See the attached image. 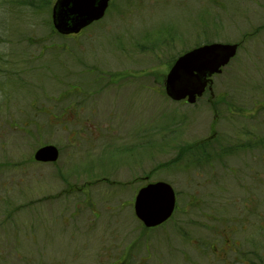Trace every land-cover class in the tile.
<instances>
[{"label":"rangeland","instance_id":"374dc122","mask_svg":"<svg viewBox=\"0 0 264 264\" xmlns=\"http://www.w3.org/2000/svg\"><path fill=\"white\" fill-rule=\"evenodd\" d=\"M54 2L41 14L25 13L19 22L22 12L7 15L0 0V19L7 21L0 25V264H121L123 259L124 264H260L261 258L264 264V175L262 189L252 190L248 205L233 181L230 189L219 190L226 186L219 178L216 185L197 190L201 203L195 207L192 178L179 169L191 162L177 161L180 147L212 134L224 141L237 126L219 118L228 114H216L208 98L192 106L161 92L173 58L208 34L209 41L241 43L236 58L213 78L215 92L230 90L239 104L247 92L257 99L264 90V0H118L105 19L76 42L70 40V49L51 48L35 60L36 51L17 40L39 39L45 46L65 40L50 31ZM12 34L17 38L8 37ZM95 66L114 75L148 73L126 83L113 76L111 84L122 87L101 86L108 91L91 97L81 121L67 131L37 111L38 98L57 103L51 95L66 87L70 72L83 74L72 82L83 80L85 90L96 92L94 77L84 75ZM144 129L146 138L139 141ZM75 130L85 140L79 151L69 150L67 141ZM116 139L118 146L139 148L133 155H118ZM51 144L62 149L58 166L35 163L37 149ZM72 145L80 147L76 141ZM71 154L78 158L68 164ZM208 166L205 160L201 164ZM64 167L77 181L99 184L84 186L81 196L71 190L65 198H43L56 193L55 183L62 185L55 170ZM150 171L154 180L172 184L181 206L153 231L138 221L130 202ZM104 175L125 188L113 193L115 186L101 181Z\"/></svg>","mask_w":264,"mask_h":264},{"label":"flooded vegetation","instance_id":"af4514ba","mask_svg":"<svg viewBox=\"0 0 264 264\" xmlns=\"http://www.w3.org/2000/svg\"><path fill=\"white\" fill-rule=\"evenodd\" d=\"M81 34H79L78 36L72 35L69 37H65L64 38L65 40L63 42H56L58 45H54V44L48 45L47 44V46H45V45H40V41H36L37 45L35 46L34 44H32L30 45L29 49L32 52H35V51L37 52L36 48L42 47L39 50L37 57L42 56V55L45 57L50 54L51 48L53 51L58 48L70 49L71 47L70 40H73L74 42H76L77 40H75V38H78ZM20 42L22 43V41ZM37 57L32 56V58H34L35 60ZM90 71H91L90 74H84V75H91L94 77L93 82H94V85L96 86L95 88L97 89L96 92H94V90H91V91L85 90V88L82 85L83 80H79V81L75 80L74 82H72V79L81 77L83 76V74L81 73L76 74V72H70L68 75V79H67L68 81L66 83V87L63 90H60L58 92V95H54V94L51 95L52 102L57 100V103H54V104L47 103L46 100L38 98L37 99V105H38L37 111L44 112L45 114H47L50 120H53V123H55V121H58L57 125H62L64 128L66 127L65 130L67 131L68 127H72V125H74L79 120L81 121L80 119L82 117L81 112L85 110L86 102H89V99L91 97H93L94 95L100 94V92L98 91H101L100 95L108 91V90L105 91L104 89H102L103 87H108L111 89H115V87H120V88L122 87V85L114 86L111 84V81L114 78L113 76L124 78L123 83H126V82H130L131 80L135 78H140V80L145 79L144 77H146V74L148 73L146 71L140 72V73H134V72L121 73L120 72L117 75H114V74L106 73L104 70H101L100 68L96 66L93 67ZM262 80L263 79H261V81ZM101 86L102 88H100ZM145 87L146 86L144 85V88ZM120 88H116V89H120ZM262 88L264 89V87ZM161 92L164 93L165 91L161 90ZM51 96L48 97L47 100H51ZM254 96L255 95L249 96L247 92V95H244V98H243L244 101L242 104L235 103L236 98L233 97V94L230 92V90H225V91L223 90L220 92H215L213 85H212V88L208 96L204 94L201 98L197 99V103H198L200 100L208 98L210 101L209 103L211 107H213L212 110L216 114H218L219 116H220V112H224L228 114L224 116V118H222L221 116L219 118H221L224 121L229 120V123H234L237 126L238 130H236L234 133L232 132L233 137H229V138H227V136L224 137V141H222L221 135L219 136L218 134H216V136L215 134H212L209 138H206L204 140L197 141V142L195 141L189 147V149H191V152H189L190 151L189 149H188L189 151L187 150L185 152L184 146L178 149L177 159L183 161L184 158L188 157V159L191 162L189 165H191L192 167H183L184 164L182 162L180 166L181 168L179 169L181 173H184L186 176L192 178V182L190 184H191V187L196 190V194H194V199L192 198L195 201L194 203L195 207H198L199 203H201V199H200L201 195L199 194L200 192L199 193L197 192V190L202 189L206 186L213 185V184L216 185V181H218L219 178L221 182L226 183L225 187L221 184L220 185L221 189L219 190L225 191L227 189H230L229 186H230V183L232 184V181L237 187H239V189H241V192L245 194L244 196L245 204L244 205H248V202L251 201V192H253L252 191L253 189H256L258 191L262 189L263 175H264V90H261V92H259L258 98L255 100H254ZM212 102L213 104H211ZM181 103L187 104L186 101H183ZM34 105L35 103L32 100L31 106H34ZM220 106H224V107L220 108ZM53 111H60L61 113L58 116H55ZM81 129L83 130V128ZM108 129L109 128L107 127L106 132L108 131ZM158 130L160 131L161 128H158L156 131L152 132V135L154 136L158 132ZM80 134H81V131H77V130L71 132V135H69V138L67 140L68 143H70L71 145L69 146V150H72V149H77L78 151L82 150L81 145L84 144L85 140L79 137L81 136ZM142 135L144 138H140L139 141H143L146 138L145 129L142 132ZM137 138L138 136L135 137V140ZM117 140L119 139H116V146H117V150L119 151L118 155H126V154L133 155L134 154V151H135L134 147L136 145L131 146V144L129 145L128 143H126V144H119L122 146H118ZM72 141H76V143L80 145V147L78 146L73 147ZM85 143H87V141ZM146 144L148 143H142L141 146H145ZM88 145H86L85 148H87ZM55 146L57 147L59 151V155H60L59 161H60L61 156H62V149L58 145H55ZM137 147L139 148V146H136V148ZM196 147L197 148L206 147L207 153H203V151L201 152L199 150H197L196 152L194 150ZM100 155H102V153ZM72 158L77 159L78 155L73 156L71 154L68 164L70 163ZM204 158L208 159L209 166L205 169H202L201 168L202 162H199V161H201ZM223 159H225V162H223ZM217 165L223 166V169L221 171L218 170ZM65 169H66L65 167L63 170L56 168L55 174L56 176L60 177L63 183L62 185L59 184L56 186V193L54 195L45 196L43 198H46V199L51 198L55 196L56 194L57 196H60V198L61 196H64L65 198L70 195L68 193L71 190L79 192V195L81 196L84 191V190L82 191L84 186L92 185L91 183H86V181L81 182V181L75 180V176L71 174L68 175V173L65 172ZM82 173L88 176H93L94 174V173H86V172H82ZM154 173L155 172H152V171L146 172L143 175V177L140 178L141 180L146 182V185H144L143 187H140L137 193L142 188L149 186L151 184L158 183V182H166L170 184L169 181H165L162 179L154 180L153 179ZM206 175L209 177L203 178V176H206ZM104 176L106 177L102 178L101 181L108 182V183L111 182L115 186L113 192L120 191L125 188V186L122 185L119 180L112 181L109 179L107 175H104ZM210 176H212L213 178ZM130 183H132V181H130L128 184ZM206 183H209V184L206 185ZM66 186H68L67 187L68 189H66ZM19 189L21 188L19 187ZM136 196L137 194L133 196L134 198L132 201L130 200L133 206L135 203ZM195 197H197L196 200H195ZM80 201L85 202L86 200L82 199ZM178 210H181V206L179 208L177 207V211ZM156 229L158 228L150 229V230H156ZM211 248L213 249V247ZM121 262H122L121 264H124L125 259H123Z\"/></svg>","mask_w":264,"mask_h":264},{"label":"water","instance_id":"95a60500","mask_svg":"<svg viewBox=\"0 0 264 264\" xmlns=\"http://www.w3.org/2000/svg\"><path fill=\"white\" fill-rule=\"evenodd\" d=\"M112 0H56L52 10L54 28L61 35L77 34L102 19ZM237 45L211 44L197 48L178 58L165 86L167 95L174 101L188 98L193 104L201 97L211 77L235 56ZM37 161L53 162L58 158L55 146L38 150ZM176 205L174 189L159 182L141 189L136 197L135 213L147 228L157 227L173 214Z\"/></svg>","mask_w":264,"mask_h":264},{"label":"trees","instance_id":"16d2710c","mask_svg":"<svg viewBox=\"0 0 264 264\" xmlns=\"http://www.w3.org/2000/svg\"><path fill=\"white\" fill-rule=\"evenodd\" d=\"M52 1L53 0H2V4H3V10L7 13V15H9V16H12L13 14V11H16V12H14V14H16V13H19V12H22V18H20V20H19V22H22V20L23 19H25L23 16H25V13H26V17L27 16H31V15H37V14H41V12L42 11H44V10H49V8H50V3H52ZM12 11V12H11ZM27 11V12H26ZM32 13V14H31ZM26 21V20H25ZM7 24V21L6 20H2V19H0V25H6ZM25 25H27V27H28V25L29 24H25ZM10 28V27H9ZM3 29V28H2ZM32 29V26H29V30H31ZM4 30H6V28H4ZM16 33H19V31L21 32V30L19 29V28H17L16 27V29L14 30ZM12 33V32H11ZM8 37L9 38H14V37H16L17 38V36H15L14 34H12V36L11 35H8ZM204 37H206L207 38V36H204ZM200 38H203V36H202V34L200 35ZM11 39H8L7 38V40H11ZM16 40V39H15ZM33 40H36V41H38L37 39H30V41H33ZM17 41H19L20 42V40H17ZM208 43V42H207ZM23 45V44H22ZM19 48H22V46H18ZM23 47L24 48H26V46L25 45H23ZM3 56H6L5 57V59H4V63L6 62V60H8L9 59V57L6 55V54H4ZM33 56L35 57V54H33ZM174 62V58H173V60L170 62V64H172ZM238 113H240V112H238ZM189 147L190 146H185L184 147V151L186 152L188 149H189ZM207 147V146H206ZM206 147H204V148H202V147H200L201 149L199 150V151H203V153H207V148ZM190 150V151H189ZM188 151L189 152H191V149H189ZM193 150V149H192ZM195 151H197L198 149H194ZM193 150V151H194ZM208 161V159H206V158H204V159H202L201 161H199V162H203V161ZM177 161H178V159H177ZM186 161H190L189 159H188V157L186 158ZM190 167H192L191 165H190ZM90 180V179H89ZM87 182V181H86ZM113 193H115V191L113 192ZM201 199V198H200ZM211 218H212V216H211ZM222 221H224V219L222 218ZM262 260H263V258H261V262H260V264H262L263 262H262Z\"/></svg>","mask_w":264,"mask_h":264}]
</instances>
